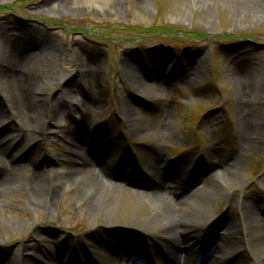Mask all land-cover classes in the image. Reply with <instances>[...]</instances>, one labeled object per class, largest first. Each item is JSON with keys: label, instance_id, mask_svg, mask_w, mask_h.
Wrapping results in <instances>:
<instances>
[{"label": "rangeland", "instance_id": "rangeland-1", "mask_svg": "<svg viewBox=\"0 0 264 264\" xmlns=\"http://www.w3.org/2000/svg\"><path fill=\"white\" fill-rule=\"evenodd\" d=\"M208 5L211 14H197ZM0 34L2 43L9 46L7 49L21 36L33 42L34 49L18 53H26L33 66V71L26 76L40 92L35 102L40 117L36 125L47 121L46 104L63 99L60 92L66 82L81 79L82 62L75 51L83 53L85 59L93 54L99 60L96 99L102 104L95 110L92 125L87 130L101 127L104 136L116 144L99 145V152L104 151L107 155L104 158L96 154L98 162L96 164L92 159L89 171L99 174L98 163L104 160L113 165L115 170L111 173L115 174L123 161L133 157L134 161H130L131 164L118 176H126L128 181L140 176L147 188L158 174L154 170L157 156L148 142L162 139L161 151L165 158L170 162L186 159L190 167L213 147L223 153L239 151L245 156L240 190L255 182L264 187V136L260 147L246 146L244 152L236 150L235 107L240 93L233 79L245 57L260 58L257 63L264 68V6L254 17L241 21L232 18L223 5H212L211 0L201 3L195 0H0ZM198 48L202 50L198 59L187 58L193 60L196 68L190 73L191 79L195 77L191 83L177 79L169 67L163 73L168 77L164 88L158 87L156 81L149 83L148 89L136 91L122 65L130 49L165 52L170 59H180L182 52L189 54L200 50ZM74 91L72 97L75 100L89 99L78 88ZM260 91L258 110L264 123V83ZM124 102L131 106L129 114L123 109ZM6 117L8 126L5 128L1 124L4 118L0 117L1 136L13 133L20 125L16 113L10 112ZM140 120L148 124L145 137L132 130L140 126ZM58 123L61 127L46 126L36 134L39 146L31 161L40 164L45 160L46 167L41 170L57 172L53 181L63 188L61 196L48 212L46 208L30 207L24 190L0 193V263L6 252L16 254L20 249H30L36 240L47 242L48 238L54 237L62 241L69 236L85 242L98 230L105 238L119 235L129 241L134 236H141L145 242L154 244L153 235L146 239L140 234L138 225L129 227L124 221L123 225H107L86 209L79 199L77 186L72 184L74 178L67 173L70 157L66 133L76 124L66 114L61 115ZM209 160L220 158L214 155ZM9 166L8 161L5 169L10 170ZM81 169L82 179L88 168ZM33 170L30 165L24 176L31 175ZM0 174L3 175L4 170ZM186 175H194L193 169L183 172L181 177L184 179L177 189L173 188L174 194L181 195L186 189ZM127 184L126 193L118 195L119 201L112 207L111 215L139 222L154 212L156 201L138 193L135 183ZM233 194H237L236 202L242 197L239 191ZM215 206L210 210V216L230 211L226 200ZM136 207L140 210H135ZM232 210L238 212L235 203ZM261 221L264 223V216ZM81 229H87V232ZM36 231L42 236L39 237ZM219 231L226 232L224 226ZM44 244L50 251H56L55 243ZM103 263L130 264L122 261L121 255L110 256Z\"/></svg>", "mask_w": 264, "mask_h": 264}, {"label": "bare ground", "instance_id": "bare-ground-1", "mask_svg": "<svg viewBox=\"0 0 264 264\" xmlns=\"http://www.w3.org/2000/svg\"><path fill=\"white\" fill-rule=\"evenodd\" d=\"M195 1L201 3L205 0ZM211 2L215 6L223 5L232 18L241 21L254 17L264 6V0ZM207 7L198 10L197 14H211V6ZM9 40L12 42V38ZM20 44L24 45L20 47ZM33 46V42L26 40L24 36L12 42L10 49L0 40V117L4 118L2 127L8 126V113L14 112L20 118V125L13 133L1 136L3 128L0 131V172L4 170V174H0V193L24 190L27 192V203L30 207L46 208L48 212L53 210L63 190L53 181L57 172L49 170L45 173L41 170L46 167L45 160L40 164L31 160L39 146L36 134L46 126L59 127L61 124L58 119L66 114L76 124L66 133L70 157L67 173L70 178H74L72 184L77 186L83 205L97 220L100 219L107 225H123V221L129 227L138 225L140 234L146 239L153 235L154 244L145 242L141 236H134L129 241L119 235L105 238L98 230L93 236L86 238L85 242L69 236L62 241L54 237L48 238L51 241L47 242L56 244L55 252L50 251L44 244L47 242L36 240V244L30 249H20L16 254L6 252L0 264H104L103 260L115 255H121L122 261H128L130 264H264V223L261 221L264 216V187L255 182L243 191L240 190L243 183V180L240 183V179L244 170V154L239 151L223 153L218 147H213L190 167L186 159L170 162L165 158L161 151L164 140L157 139L155 142H148L157 156L154 170L158 174L147 188L140 176H134L136 180L131 181H128L126 176H118L125 171V166L131 164L130 161H134L133 157L123 161L115 174L111 173L115 170L113 165L104 160L98 163L99 174L89 171L93 164L92 159L96 162V154L104 158L107 155L104 151L99 152L98 146H106L105 143L116 144L115 141L107 139L108 136H104L101 127L87 130L89 125H92L95 110L102 104L96 99L99 90L96 82L99 60H96L93 54H89L85 59L83 53L75 51L82 62L81 79H70L66 82L60 92L63 99L46 104L47 121L36 125L40 117L37 115L35 102L40 92L26 76L33 71L26 53H18L20 50L28 52L34 49ZM27 47L30 49H26ZM130 50L122 65L125 72H128V79L136 86V91L148 89L149 83L156 81L158 87L164 88L168 77L163 73L169 67H172L173 75L182 82L195 81V77L190 78V73L196 71V68L193 60L187 58L194 56L198 59L202 54L201 49L193 50L194 52L189 54L182 52L180 59H170L169 54L165 52ZM260 60L255 57L243 58L233 75L235 86L240 93L235 107L238 125L235 145L236 150L242 149V152L246 146L260 147L264 136V123L260 119L257 99L264 83V68L257 63ZM71 85L74 87H70ZM76 88L83 96L89 98L84 97L86 102L77 101L72 97ZM123 109L129 114L130 104L124 102ZM77 115L81 118L77 119ZM139 123L140 126L132 130L135 134H143L145 137L148 124L143 120ZM214 155L220 160L208 161ZM8 161L10 170L5 169ZM30 165L34 170L31 175L25 177L24 173ZM84 166L88 168V172L85 178L81 179V168ZM191 169L194 175L185 176L188 182L186 189L181 195L174 194L172 190L177 189L178 184L182 182L183 172ZM127 182L135 183L138 185L137 190L135 188L138 193L153 197L156 201L154 212L139 222L134 219L126 221L111 215V209L119 201V196L126 193ZM238 191L242 197L236 202L237 194L233 193ZM221 200L227 201L230 211L210 216L212 207ZM234 203L238 212L232 210ZM135 210L140 209L136 207ZM222 226L226 230L225 233L219 231ZM81 231L87 232V229ZM36 233L39 237L42 236L40 231ZM151 250L153 251L150 253Z\"/></svg>", "mask_w": 264, "mask_h": 264}]
</instances>
